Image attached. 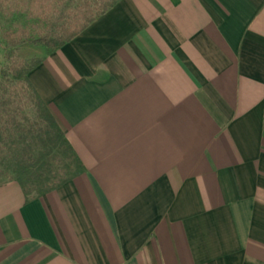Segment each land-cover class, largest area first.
<instances>
[{
    "label": "crops",
    "instance_id": "0c3cea01",
    "mask_svg": "<svg viewBox=\"0 0 264 264\" xmlns=\"http://www.w3.org/2000/svg\"><path fill=\"white\" fill-rule=\"evenodd\" d=\"M34 57L84 172L0 183V264H264V0H121Z\"/></svg>",
    "mask_w": 264,
    "mask_h": 264
},
{
    "label": "trees",
    "instance_id": "16d2710c",
    "mask_svg": "<svg viewBox=\"0 0 264 264\" xmlns=\"http://www.w3.org/2000/svg\"><path fill=\"white\" fill-rule=\"evenodd\" d=\"M121 0H0V180L16 182L25 203L84 172L56 119L29 81L41 59L23 61L25 45L52 53Z\"/></svg>",
    "mask_w": 264,
    "mask_h": 264
},
{
    "label": "rangeland",
    "instance_id": "374dc122",
    "mask_svg": "<svg viewBox=\"0 0 264 264\" xmlns=\"http://www.w3.org/2000/svg\"><path fill=\"white\" fill-rule=\"evenodd\" d=\"M2 25H0L1 27ZM44 51V49L42 48H34L32 46H28V45H25V46H22L19 50H18V58L23 60V61H28L30 59H33L35 58L34 56L35 55H39L41 51ZM3 54H4V48H3V45L0 44V64L2 63L3 61ZM7 180L5 178L1 179L0 180V183L2 182H6Z\"/></svg>",
    "mask_w": 264,
    "mask_h": 264
}]
</instances>
